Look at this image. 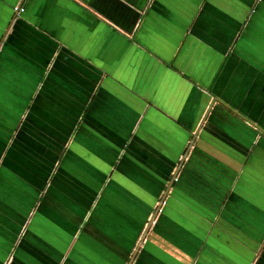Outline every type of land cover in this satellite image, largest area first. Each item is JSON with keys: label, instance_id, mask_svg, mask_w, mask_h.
Returning a JSON list of instances; mask_svg holds the SVG:
<instances>
[{"label": "crops", "instance_id": "0c3cea01", "mask_svg": "<svg viewBox=\"0 0 264 264\" xmlns=\"http://www.w3.org/2000/svg\"><path fill=\"white\" fill-rule=\"evenodd\" d=\"M0 264H264V0H0Z\"/></svg>", "mask_w": 264, "mask_h": 264}, {"label": "water", "instance_id": "95a60500", "mask_svg": "<svg viewBox=\"0 0 264 264\" xmlns=\"http://www.w3.org/2000/svg\"><path fill=\"white\" fill-rule=\"evenodd\" d=\"M164 198H165V196L163 197V199L160 201V203H159V205H158V207H157V209H156V211H155V215L154 216H156V214L158 213V212H160V207H161V205L164 203ZM151 222H152V220H151Z\"/></svg>", "mask_w": 264, "mask_h": 264}, {"label": "built area", "instance_id": "2783aa9c", "mask_svg": "<svg viewBox=\"0 0 264 264\" xmlns=\"http://www.w3.org/2000/svg\"><path fill=\"white\" fill-rule=\"evenodd\" d=\"M14 10L17 11V12H19V11L22 12V9L20 7L19 8L15 7Z\"/></svg>", "mask_w": 264, "mask_h": 264}, {"label": "flooded vegetation", "instance_id": "af4514ba", "mask_svg": "<svg viewBox=\"0 0 264 264\" xmlns=\"http://www.w3.org/2000/svg\"><path fill=\"white\" fill-rule=\"evenodd\" d=\"M163 204H164V203H163ZM163 204H162V205H163ZM162 205H161V207H162ZM161 207H160V208H161Z\"/></svg>", "mask_w": 264, "mask_h": 264}]
</instances>
